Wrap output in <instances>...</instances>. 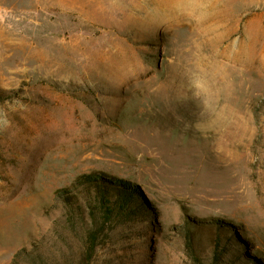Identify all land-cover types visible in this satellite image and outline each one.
<instances>
[{"label": "rangeland", "instance_id": "374dc122", "mask_svg": "<svg viewBox=\"0 0 264 264\" xmlns=\"http://www.w3.org/2000/svg\"><path fill=\"white\" fill-rule=\"evenodd\" d=\"M0 264H264V0H0Z\"/></svg>", "mask_w": 264, "mask_h": 264}, {"label": "clouds", "instance_id": "9594fccd", "mask_svg": "<svg viewBox=\"0 0 264 264\" xmlns=\"http://www.w3.org/2000/svg\"><path fill=\"white\" fill-rule=\"evenodd\" d=\"M181 5L187 6L193 10L195 9H206L211 0H179ZM190 90L193 94L201 100V104L204 109L213 112V116L216 120L226 121L229 116V110L227 108H221L215 110L214 106L217 103L218 89L214 80L203 68H195L189 77ZM197 132L205 133L200 128L194 129Z\"/></svg>", "mask_w": 264, "mask_h": 264}, {"label": "trees", "instance_id": "16d2710c", "mask_svg": "<svg viewBox=\"0 0 264 264\" xmlns=\"http://www.w3.org/2000/svg\"><path fill=\"white\" fill-rule=\"evenodd\" d=\"M80 179H86V182H93V181H100L103 185H105V187L109 190V189H122V190H127L128 188L123 185V182L121 181H118V180H115V181H107V180H104L103 178H99L98 179H95L93 178V176H84V177H81ZM110 203V202H108ZM111 204V203H110Z\"/></svg>", "mask_w": 264, "mask_h": 264}]
</instances>
